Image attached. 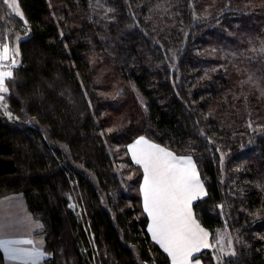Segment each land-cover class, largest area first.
<instances>
[{"label":"trees","instance_id":"1","mask_svg":"<svg viewBox=\"0 0 264 264\" xmlns=\"http://www.w3.org/2000/svg\"><path fill=\"white\" fill-rule=\"evenodd\" d=\"M19 3L24 21L0 0V50L18 40L22 56L0 114V199L24 196L45 263L171 264L128 152L143 136L195 160L196 218L234 240L221 264H264V0Z\"/></svg>","mask_w":264,"mask_h":264},{"label":"snow or ice","instance_id":"2","mask_svg":"<svg viewBox=\"0 0 264 264\" xmlns=\"http://www.w3.org/2000/svg\"><path fill=\"white\" fill-rule=\"evenodd\" d=\"M13 14L23 20L18 0H3ZM15 53L13 54V56ZM9 47L0 50V107L8 93L6 79L13 76L8 65ZM15 67V60L11 61ZM10 115V113H8ZM131 159L143 170L140 193L143 197V211L150 219L148 231L151 238L171 258V264H201L194 253L211 247L209 233L194 219L192 203L201 194L206 195L196 164L191 156H177L145 137H139L128 146ZM222 238H218L221 242ZM16 244H32L31 240L12 241L0 239L2 248L9 259L21 260L24 264H37L44 253L13 247ZM234 255V253H232Z\"/></svg>","mask_w":264,"mask_h":264},{"label":"crops","instance_id":"3","mask_svg":"<svg viewBox=\"0 0 264 264\" xmlns=\"http://www.w3.org/2000/svg\"><path fill=\"white\" fill-rule=\"evenodd\" d=\"M145 139H147V138H145ZM136 140H134L130 145L134 144ZM147 140H149L152 143H155L154 141H152L150 139H147ZM155 144H157V143H155ZM161 147H163V146H161ZM167 150L171 151L169 149H167ZM129 154L131 157L130 152H129ZM193 161L196 164L194 159H193ZM196 168H197V171L199 173L201 182L203 183L204 192L206 193V195L201 194L192 203V212H193L194 219H196V221L199 223V221L196 218L195 211H194V205L197 201L202 200L207 196V190H206L205 183L202 180V177L200 175L197 164H196ZM142 183H143V181H142ZM142 201H143V197H142ZM148 219H149V217H148ZM150 222L151 221L149 219L148 226H149ZM201 227L204 228L209 233V242L211 244V247L207 248V249H201L200 252L194 253V257H198L201 264H204L202 259H200L199 255L204 251L210 250L212 248L213 241H212L211 232L209 230H207L205 227H203L202 225H201ZM43 230H44V227H42L40 224H38L37 220H35L32 217L31 213L28 211V207H27V204H26L24 197H22L20 194H13V195L6 196V197H3L0 199V239L2 237V234H4L5 236H11L14 241L31 240L32 244H17L18 248H25V249H28L30 251H36L37 248L42 246L43 250L45 251ZM149 234L151 236L150 232H149ZM37 243H38V245L36 246ZM1 250L3 251V254H4L5 264H24V262L21 260L9 259L7 257V255L5 254L4 250L2 248H1ZM162 250H163V248H162ZM45 255L39 257L37 264H46L45 260L47 259V256H45ZM170 263H171V258H170ZM193 264H195L194 260H193Z\"/></svg>","mask_w":264,"mask_h":264},{"label":"rangeland","instance_id":"4","mask_svg":"<svg viewBox=\"0 0 264 264\" xmlns=\"http://www.w3.org/2000/svg\"><path fill=\"white\" fill-rule=\"evenodd\" d=\"M18 5H19V9H20V11L22 12V15H23V21H24V19H25V17H24V14H23V11H22V9H21V6H20V3H19V0H18ZM7 6V5H6ZM7 8H8V10L13 14V12H12V10L7 6ZM14 15V14H13ZM16 18H18V19H20L19 17H17V16H15ZM21 20V19H20ZM17 41V42H16ZM15 42V45L14 46H9V45H7L8 47H9V61H12L13 59L15 60V64H16V62H17V60H18V58L20 57L21 58V60H22V56H21V51H20V46H19V42H18V40H16ZM15 53V55L13 56V54ZM5 62V61H4ZM21 66V65H20ZM20 66H17V65H15V67H20ZM15 67H12L10 70L13 72L14 71V68ZM8 79V78H7ZM7 79H6V81H7ZM6 87H7V84H6ZM4 95V100H3V104L6 106V104H5V94H3ZM0 114H6V115H8V116H11L12 117V115L10 114H8V112H7V107L5 108V107H0ZM118 150V148L116 147V150L115 151H117ZM22 197H24L22 194H20ZM25 199V198H24ZM29 211V210H28ZM30 212V211H29ZM32 215V214H31ZM33 217V216H32ZM34 218V217H33ZM36 220V219H35ZM37 222H38V224H40L42 227H43V224L40 222V221H38L37 220ZM13 232V231H12ZM14 233V232H13ZM218 238H222V241L221 242H218ZM1 239H3V240H12V241H14L13 240V238L11 237V236H5L4 234H2V237H1ZM38 245V243L36 244V246ZM44 246H45V240H44ZM13 247H18V245L16 244V245H13ZM212 248L215 250V252L213 253V259L215 260V262L217 263V264H221L222 262H223V260H224V258L225 257H233V256H235V254H236V250H235V246H234V240H233V238L231 237V235L229 234V232H228V229H227V225H225V227H222L221 229H219L218 231H217V234H216V238H215V241L213 240V243H212ZM211 248V249H212ZM25 249V248H24ZM36 251H40V252H43L44 253V255L45 256H47V258L50 256V254L49 253H46L44 250H43V248H42V246L41 247H39V248H37L36 249ZM232 253H234V255L232 254ZM8 257V256H7Z\"/></svg>","mask_w":264,"mask_h":264},{"label":"built area","instance_id":"5","mask_svg":"<svg viewBox=\"0 0 264 264\" xmlns=\"http://www.w3.org/2000/svg\"><path fill=\"white\" fill-rule=\"evenodd\" d=\"M5 65H8L9 67H6L4 70H10L12 67H11V61L9 60H6L5 62H3Z\"/></svg>","mask_w":264,"mask_h":264},{"label":"water","instance_id":"6","mask_svg":"<svg viewBox=\"0 0 264 264\" xmlns=\"http://www.w3.org/2000/svg\"><path fill=\"white\" fill-rule=\"evenodd\" d=\"M21 64H22V60H21V58L19 57L15 65L20 66Z\"/></svg>","mask_w":264,"mask_h":264}]
</instances>
